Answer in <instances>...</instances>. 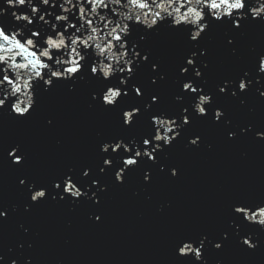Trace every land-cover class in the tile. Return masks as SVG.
Instances as JSON below:
<instances>
[{
  "label": "snow or ice",
  "instance_id": "snow-or-ice-1",
  "mask_svg": "<svg viewBox=\"0 0 264 264\" xmlns=\"http://www.w3.org/2000/svg\"><path fill=\"white\" fill-rule=\"evenodd\" d=\"M256 26L264 27V0H0V117L28 123L56 89L78 93L87 85L88 108L108 117L116 129L98 141L95 164L83 170L68 166L47 181L28 174L30 153L23 141L3 146L0 158L21 173L17 186L27 196L24 212L49 202L88 205L97 209L91 218L99 222L110 187L105 176H111L113 188L137 171L145 185L161 174L177 177L178 167L168 163L170 152L183 141L199 148L201 126L220 128L227 141L247 136L264 141V126L234 124L222 103L244 106L254 85L264 98V52L238 75L214 88L208 83L211 34L220 29L223 46L237 56L239 42ZM162 33L185 44L172 81L174 108L163 99L169 73L151 47ZM46 123L52 126L54 118ZM15 211V205H0V224ZM229 244L249 255L264 248V196L232 200L217 235L175 236L173 264H208L210 249L220 252ZM11 253L9 248L0 254V264H18ZM23 264L32 261L25 258Z\"/></svg>",
  "mask_w": 264,
  "mask_h": 264
},
{
  "label": "water",
  "instance_id": "water-1",
  "mask_svg": "<svg viewBox=\"0 0 264 264\" xmlns=\"http://www.w3.org/2000/svg\"><path fill=\"white\" fill-rule=\"evenodd\" d=\"M206 44L211 49L208 83L214 88L223 78L251 67L256 53L264 52V27L247 31L237 56L223 46L220 29ZM151 47L169 73L163 99L167 107L174 108L172 81L185 44L179 37L162 33ZM87 90V85L78 93L56 89L42 99L37 115L25 124L0 117V149L23 141L30 153L28 174L45 181L68 166L83 170V165L95 164L98 141L116 134V129L108 117L88 108ZM222 103L234 124L264 126V98L259 97L255 85L244 106L237 101ZM49 118H54L52 126L46 123ZM201 130L204 135L199 148L185 147L183 141L170 152L168 163L179 169L175 178L161 174L145 185L143 172L137 171L124 186L113 188L111 176H105L110 187L103 194L99 222L91 218L97 209L88 205L73 208L49 202L24 212L27 196L17 186L21 173L0 158V205L16 206L10 218L0 224V254L12 248L10 255L18 258V264L25 258L32 264H173L175 236L217 235L226 226L227 206L232 200L264 196V141L251 136L227 141L218 127L201 126ZM20 243L23 249L17 247ZM207 258L208 264H264V248L249 255L229 244L220 252L210 249Z\"/></svg>",
  "mask_w": 264,
  "mask_h": 264
}]
</instances>
